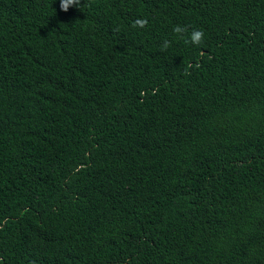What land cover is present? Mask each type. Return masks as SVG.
<instances>
[{
  "label": "trees",
  "instance_id": "obj_1",
  "mask_svg": "<svg viewBox=\"0 0 264 264\" xmlns=\"http://www.w3.org/2000/svg\"><path fill=\"white\" fill-rule=\"evenodd\" d=\"M59 5L0 0V264H264V0Z\"/></svg>",
  "mask_w": 264,
  "mask_h": 264
},
{
  "label": "clouds",
  "instance_id": "obj_2",
  "mask_svg": "<svg viewBox=\"0 0 264 264\" xmlns=\"http://www.w3.org/2000/svg\"><path fill=\"white\" fill-rule=\"evenodd\" d=\"M80 0H60V11L67 12L70 6L79 7ZM136 25L143 28L146 25V21L137 20ZM173 32L177 35L178 39H184L185 43H191L192 45L198 46L203 42L204 33L202 30H193L190 34H188L187 38H185V33H187V29L181 27L179 25L174 26ZM169 46V43L165 41L163 47L166 49Z\"/></svg>",
  "mask_w": 264,
  "mask_h": 264
}]
</instances>
